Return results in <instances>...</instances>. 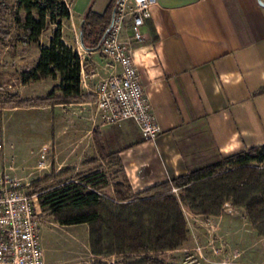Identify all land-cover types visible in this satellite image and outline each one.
Returning a JSON list of instances; mask_svg holds the SVG:
<instances>
[{"label":"crops","instance_id":"0c3cea01","mask_svg":"<svg viewBox=\"0 0 264 264\" xmlns=\"http://www.w3.org/2000/svg\"><path fill=\"white\" fill-rule=\"evenodd\" d=\"M92 2L72 0V18L76 14L83 18ZM117 2L95 0L93 11L103 15L112 5L115 10ZM150 12L142 29L144 40L132 45V56L161 126L160 137L145 142L131 121L102 125L96 91L111 69L104 57L87 56L98 52L74 46L84 66L82 95L93 100L58 105L78 110L79 118L75 117V127H70L68 135L74 149L68 154L70 164L82 159L85 165L110 161L116 170V184L126 177L134 194L264 145V7L258 0H157ZM130 28L128 20L124 39L131 35ZM96 130L99 136L94 134ZM86 148L91 151L89 160L85 159ZM215 218L220 220V233L225 237L230 234L233 239L229 242L239 244L245 258L248 237L264 241L246 219L230 214ZM52 223L54 229L85 227L81 238L90 246L88 225L60 226L54 219ZM46 264L55 262L47 258Z\"/></svg>","mask_w":264,"mask_h":264},{"label":"trees","instance_id":"16d2710c","mask_svg":"<svg viewBox=\"0 0 264 264\" xmlns=\"http://www.w3.org/2000/svg\"><path fill=\"white\" fill-rule=\"evenodd\" d=\"M94 1L82 26L84 48L92 52L97 51L109 30L115 6L99 15L93 11ZM0 8V32L5 37L1 16L11 11ZM20 12L26 15L22 24L25 43L37 44L40 48L36 66L23 74L24 84L60 79V86L46 98L0 103V109L92 101V96L82 95V58L63 40V23L72 18L69 6L62 0H17L18 22ZM50 24L55 25L56 30L50 45L42 46L40 38ZM56 92L61 95L57 96ZM94 134L99 136V131ZM97 146L101 151V140ZM47 181L44 178L33 183L41 210L60 226L88 225L91 253L96 258L145 254L144 258L136 260L127 257L125 263L167 264L156 255L182 248L189 235L183 207L207 219L219 217L224 205L231 203L232 207L245 210L258 237L264 238V145L221 158L219 162L137 194L124 177L114 187L115 199L103 194L105 178L101 173L77 175L75 181L41 188ZM173 188L181 189L179 197L172 193ZM92 264L101 262L97 260Z\"/></svg>","mask_w":264,"mask_h":264},{"label":"rangeland","instance_id":"374dc122","mask_svg":"<svg viewBox=\"0 0 264 264\" xmlns=\"http://www.w3.org/2000/svg\"><path fill=\"white\" fill-rule=\"evenodd\" d=\"M66 1L71 8L72 0ZM0 7L11 11L10 14L1 16L3 18H1L2 27L6 35L4 37L0 32V103L13 102L16 104L19 100H37L48 97L49 94L55 92L56 84L60 83L58 80L56 81L59 83L47 79L24 84L22 79L24 73L36 66L40 55L39 45L25 43L22 26L26 18L25 13L20 12L18 22L15 15L17 0H0ZM84 17H78L76 14L70 21L63 23L62 30L64 42L71 48L74 49L75 46L81 51L86 50L81 42ZM55 30L56 26L50 24L40 41L50 45ZM43 44L40 43V45ZM87 45L90 46V42H87ZM95 52L98 54L87 56L96 58L102 56L99 51ZM88 62L93 67L92 62ZM56 95L60 96L61 93L56 92ZM73 108L51 103L43 107L0 109V173L7 172L19 179L28 185L27 190L33 195H37L33 183L44 178L48 181L42 183L41 188L46 189L75 181L77 175L87 176L101 173L105 178L103 194L115 199L114 187L117 174L110 161L98 165H85L82 159L70 164L72 159H68V154L72 155L74 149L71 147L68 135L75 127L74 119L78 114V110ZM79 126L86 127L84 124ZM86 150L85 159L89 160L91 151L88 148ZM77 151L80 149L77 148ZM76 163L79 167L75 165ZM67 170L68 173H63ZM36 200L38 210L42 213L39 237L46 263L47 258L55 264H92L100 260L92 255L89 244L81 238L80 232L85 227L54 229L53 219L48 213H43L38 197ZM182 209L187 219L186 222H188L187 241L178 250L156 255L159 260L167 264H218L223 258H234V255H237L236 261L239 264H264V241H259L254 235L253 238L248 237V257L245 258L244 252L237 248L241 246L238 244L235 248L229 242V239H233L232 236L226 234L225 237L220 233V220L215 217L206 219L188 207ZM229 214L248 221L244 209H237L232 207L231 203L229 205L226 203L220 216ZM252 229H254L253 226ZM255 232L257 233L256 230ZM129 256L136 260L135 256Z\"/></svg>","mask_w":264,"mask_h":264},{"label":"built area","instance_id":"2783aa9c","mask_svg":"<svg viewBox=\"0 0 264 264\" xmlns=\"http://www.w3.org/2000/svg\"><path fill=\"white\" fill-rule=\"evenodd\" d=\"M156 4L157 0H118L109 32L99 49L111 69L96 92L102 125L131 121L138 126L145 142H155L162 129L140 81L132 45L144 40L142 29ZM128 20H131V35L124 39ZM27 186L7 172L0 173V264H46L39 237L42 213L38 210V196L29 193ZM180 190L173 188L172 193L179 195ZM127 257L131 256L113 254L99 259L102 264H127ZM237 259L234 255L218 264H239Z\"/></svg>","mask_w":264,"mask_h":264},{"label":"water","instance_id":"95a60500","mask_svg":"<svg viewBox=\"0 0 264 264\" xmlns=\"http://www.w3.org/2000/svg\"><path fill=\"white\" fill-rule=\"evenodd\" d=\"M258 2H259V4H260L261 6L264 7V3H262L261 0H258ZM115 12H116V9L113 11L112 17H114ZM112 17H111V18H112ZM82 26H83V24H82ZM108 32H109V30H107V32L105 33L104 37L108 34ZM82 34H83V33H82V29H81V42H82V45L84 46V43H83V36H82ZM104 37H103V39H104ZM103 39H102V40H103ZM101 42H102V41H101ZM100 46H101V43H100V45L98 46L97 51H99Z\"/></svg>","mask_w":264,"mask_h":264}]
</instances>
